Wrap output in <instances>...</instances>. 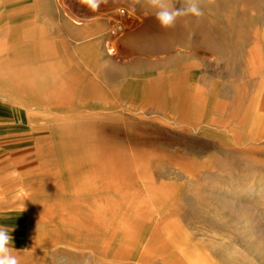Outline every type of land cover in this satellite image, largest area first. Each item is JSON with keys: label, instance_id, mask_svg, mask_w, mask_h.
Wrapping results in <instances>:
<instances>
[{"label": "rangeland", "instance_id": "rangeland-1", "mask_svg": "<svg viewBox=\"0 0 264 264\" xmlns=\"http://www.w3.org/2000/svg\"><path fill=\"white\" fill-rule=\"evenodd\" d=\"M201 8L171 34L146 0H0L20 264H264V0Z\"/></svg>", "mask_w": 264, "mask_h": 264}, {"label": "clouds", "instance_id": "clouds-1", "mask_svg": "<svg viewBox=\"0 0 264 264\" xmlns=\"http://www.w3.org/2000/svg\"><path fill=\"white\" fill-rule=\"evenodd\" d=\"M106 0H80L91 11L96 12L100 4ZM204 0H179L180 7H170L167 0H146L148 6L156 9L155 18L160 27L169 29L175 26L177 19L184 16H192L196 19L203 17L201 4ZM210 3L211 0H208ZM12 237L8 230L0 227V264H20L18 257L14 254Z\"/></svg>", "mask_w": 264, "mask_h": 264}, {"label": "crops", "instance_id": "crops-1", "mask_svg": "<svg viewBox=\"0 0 264 264\" xmlns=\"http://www.w3.org/2000/svg\"><path fill=\"white\" fill-rule=\"evenodd\" d=\"M24 25H25V24H24ZM24 25H23V26H24ZM23 26H22V27H23ZM19 29H20V30H19L20 33H21L22 31H25V30H22L21 27H20ZM168 32H169V31H168ZM161 48H162V44L159 43L158 45H155V44H154V45L151 47V50H160Z\"/></svg>", "mask_w": 264, "mask_h": 264}, {"label": "bare ground", "instance_id": "bare-ground-1", "mask_svg": "<svg viewBox=\"0 0 264 264\" xmlns=\"http://www.w3.org/2000/svg\"><path fill=\"white\" fill-rule=\"evenodd\" d=\"M191 25H193V24H191ZM177 27V25H175L174 27H172V28H169L168 29V31H169V33H173L174 34V32L173 31H175L176 32V30H175V28ZM190 27V26H189ZM194 26H192V28H193ZM200 27V26H199ZM201 28V27H200ZM199 29V28H198ZM172 31V32H171ZM192 31V30H191ZM205 38V37H204ZM203 41H205V40H203Z\"/></svg>", "mask_w": 264, "mask_h": 264}]
</instances>
